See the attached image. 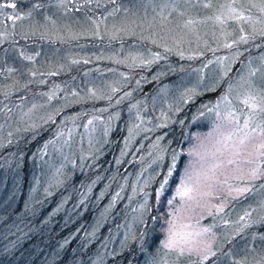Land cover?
I'll use <instances>...</instances> for the list:
<instances>
[{
  "label": "rangeland",
  "instance_id": "obj_1",
  "mask_svg": "<svg viewBox=\"0 0 264 264\" xmlns=\"http://www.w3.org/2000/svg\"><path fill=\"white\" fill-rule=\"evenodd\" d=\"M260 2L33 0L24 5L25 0H16L21 14L31 11L32 17L17 21L14 27L0 24V33L8 35V39L0 43V223L7 218L3 212L17 207L21 191L23 164L16 161L19 155L14 150L3 154L15 141L20 144L18 140L28 134L26 144L28 150H33L30 155L33 160L26 170V197L20 207L32 209L43 201L50 202L56 190L66 187L72 177L79 175L84 177L80 197L83 201L93 193L102 175L107 178L111 174L100 168L98 160L112 133L123 121L122 133L114 137L121 138L116 164L126 162L125 175L117 172L97 190V209L84 230V237L94 241L103 225H111L90 264H100L106 257L136 244L139 251H144L142 241L149 239L146 229L149 234L154 232L159 240L155 246L153 241H148L149 251L141 264H189L187 257L178 260L174 253L162 247L167 228L164 221L171 218L169 214L176 209L186 218L183 222L195 224L199 220L201 227H212L216 255L205 264H233L234 260L242 264H264V239L260 238L264 236V224L258 222L236 235L239 225L235 223L246 210L256 209L253 218L257 220L264 215L261 207L264 205V178L250 181L251 192L244 197L238 200L229 197L226 214L215 219L195 202L181 200L176 195L188 162L195 159L187 153L201 141L200 151L207 154L205 169L213 163L221 164L214 178L215 194L223 197L228 184L244 183L237 178L242 176L239 169L248 171L249 166L244 161L253 148L246 143L236 149L237 135L226 139L235 128L227 114L235 111L242 123L240 99L247 93L249 82L262 83L264 37L256 35L247 44L225 47V43L238 39L241 27L245 29L244 34L251 35L253 25L242 21L237 24L233 20L221 25L215 22V17L221 12L227 13L226 6L232 4L254 21L264 20L259 8L251 7ZM204 3L211 6L205 8ZM35 4L40 7L34 9ZM173 7L177 11H173ZM4 11L12 12L11 9ZM179 11H184L185 15H178ZM189 18L201 22L184 28ZM254 27L259 30L264 28V23L257 22ZM122 28L128 31H121ZM93 40L101 41L100 45ZM21 51L31 55L39 53L35 64L22 60ZM156 55L160 59H154ZM172 58L179 63H172ZM73 60L79 63H71ZM148 60L152 63L148 64ZM198 61V65L188 66ZM10 68L16 71L9 73ZM75 69L79 73L66 77ZM256 69L260 71L251 76L250 72ZM29 71L38 74L33 78L27 74ZM50 71L57 75H39V72ZM41 80L46 82L40 83ZM217 89L219 94L213 97V103L192 107L191 114H183L198 96ZM224 96L230 104L223 101ZM217 124L222 125L219 134L213 131ZM172 125L175 141L162 132ZM44 131L43 145L38 148L31 144H36ZM209 133H212L211 138L205 139ZM217 140L221 143H216ZM173 144L176 148L170 152ZM236 150L239 155L235 154ZM173 154L178 155L179 160L172 176H168ZM229 159L236 163L228 164ZM107 169H110L108 165ZM164 179L168 183L161 195L160 185ZM65 193L48 217L73 199L72 192L66 190ZM78 199L73 202L75 209ZM169 200L173 201L171 205L167 203ZM122 210L127 215L117 224ZM151 211L156 224L150 221L147 227ZM15 219L20 220L21 213ZM222 219L230 221V225L225 227ZM136 248H132L133 251Z\"/></svg>",
  "mask_w": 264,
  "mask_h": 264
},
{
  "label": "snow or ice",
  "instance_id": "obj_2",
  "mask_svg": "<svg viewBox=\"0 0 264 264\" xmlns=\"http://www.w3.org/2000/svg\"><path fill=\"white\" fill-rule=\"evenodd\" d=\"M61 2L63 3L65 0H61ZM68 2H70V0H68ZM112 2L115 3V0H112ZM189 2H191V0H189ZM197 2H199V0H197ZM210 6V3L203 4V7L205 8ZM39 7V4L33 5L34 9H38ZM226 7L228 9L227 13L221 12L217 15L215 17L216 23L223 25L228 20H233L237 24L242 21L245 24L253 25V27L251 35L244 34L245 29L241 27L239 29L240 35L238 39H234L232 43H225V47L230 48L236 43L247 44L249 39H255L256 35L264 37V28L257 30L254 27L255 23H264V20L254 21L252 16H246L244 12L237 11L232 4H229ZM251 7H258L260 13L264 16V0H261L259 5L253 4ZM4 9H11L12 12H5ZM77 11H79V9H77ZM173 11H177L176 7H173ZM178 15L184 16L185 12L179 11ZM0 16L3 17V19L0 20V24L5 26L11 24L14 27L17 21L32 17V12L29 11L22 15L18 9L16 0H0ZM200 22L201 21L189 18L184 22L183 27L189 28L190 26ZM93 23H95V21H93ZM120 30L125 32L128 31L127 28H122ZM229 35H231V33H229ZM112 38L114 39L115 35H113ZM7 39L8 35L6 33H0V43ZM38 55L39 53L31 55L25 53L24 51L20 52V58L29 64H35L36 57ZM154 59H160L159 55H156ZM71 63L77 64L79 61L73 60ZM147 63L151 64L152 60H148ZM13 71H16V69H8L9 73ZM257 71H260V69L251 71L250 75L256 76ZM27 74L34 78L38 73L37 71H29ZM45 74L55 76L57 75V72H39V75L41 76H44ZM261 79L262 83L259 85L254 82H249L247 93L242 99H240V104L243 105V108L240 109V113L244 116L243 122L241 123V118L235 111H229L227 114V118L235 125V128L233 129V132L226 137V139L231 140L233 135H237L238 140L234 146L236 149H238L239 146L246 145V143L251 144L253 148V150L248 153V159L244 161V164L249 166L248 171L245 173L242 168L239 169L242 176L237 178L244 180L243 185L228 184V190L225 196L222 197L215 194L214 189L216 181L214 178L216 176V170L221 167V164L213 163L210 168L205 169L204 164L207 159V154L200 151L203 141H201L200 145H194L187 153L189 157H194L195 159L188 162V167L185 168L184 176L181 178L180 185L176 189V195L181 200L195 202L197 207H202L207 215L212 216L214 219L216 216L223 217L226 214L225 209L229 203V197L233 200H238L241 197H244L246 194L251 192L250 181L264 178V75H262ZM45 82L46 81L43 80L40 81V83ZM29 83H31V81H29ZM24 87H27V84H25ZM92 94L95 95V93ZM51 98L52 97L49 96V99ZM222 99L229 104L231 103L227 96L222 97ZM245 109H247L246 112ZM217 115L219 116V113H217ZM221 127L222 125L217 124L213 131L219 134ZM211 136L212 133H209L208 137H205V139H210ZM216 143L219 144L221 141L217 140ZM235 154L239 155V151L236 150ZM212 155L215 156V153ZM178 160L179 156L173 154L172 163L168 170V176H172L173 171L177 168ZM227 163L234 164L236 161L229 159ZM167 183L168 180L164 179L160 185L159 194H163L164 185ZM224 183L226 184L227 181H224ZM212 201H217L218 203H212ZM167 203L171 205L173 201L169 200ZM261 207L264 208V205H261ZM255 211L256 209L246 210L243 215L238 218L235 222L239 225L236 229V235H239L245 229L252 228L258 222L264 224V215H260L259 220L253 218V212ZM169 216L171 218L164 221V224L167 225L166 238L162 243V247L164 249L170 253H174L178 260L187 257L189 264H205L210 257L216 255V251L213 249V244L215 243V233L212 231V227H201L199 220H197L195 224L183 222L186 218L180 215L179 209L174 210V212L170 213ZM222 223L225 227L230 225V221L227 219H222ZM260 238L264 239V236H261ZM228 242L230 243L231 241L229 240ZM142 243H146V241H142ZM233 264H242V262L234 260Z\"/></svg>",
  "mask_w": 264,
  "mask_h": 264
},
{
  "label": "trees",
  "instance_id": "obj_3",
  "mask_svg": "<svg viewBox=\"0 0 264 264\" xmlns=\"http://www.w3.org/2000/svg\"><path fill=\"white\" fill-rule=\"evenodd\" d=\"M25 1L26 3H24V5H28L33 0ZM93 42L97 45H100L101 43V41L95 40H93ZM172 63H179L178 59L172 58ZM199 63L200 61L194 62L188 66H195ZM77 73L79 72L75 69L66 77L69 78L71 75ZM173 74H176V72L174 71ZM168 80H170V78H168ZM152 91L153 90H151L149 94H151ZM217 94H219L218 89L214 92H208L198 96L196 100L188 106L187 113L183 114H191L193 111L192 107H198L204 103H213L215 99L213 97ZM181 114L179 117H181ZM123 123V121H120L118 129L112 133L110 142L106 144L102 151L103 155L98 160V164L101 166L100 168H103L102 170H105L106 174L108 171H111V174L107 175V178H104L105 175H102V178L94 188L93 193L90 194L89 198L87 197L83 201H80V197L84 190V177L79 175L75 178L72 177V179L66 183V187H60L56 190L54 192L56 194L51 196L49 200L50 202L46 203L43 201L38 203L32 209L20 207L26 197L24 194L26 193L28 186L26 170H29L28 164L33 160L30 159L33 150H28L26 144V142L29 141V139L26 138L28 137V134L24 138L18 140L20 144H17L15 141L11 149L5 150L3 153L4 155H6V151L13 152V150L19 155L17 156L16 161L23 164L21 168L23 180L21 181V191L16 200L17 207L15 210L3 212V214H6L7 218L4 222L2 221L0 223V264H90L92 257L100 251L107 230L111 225V223L103 225V227L97 232V238L94 241L84 237V230L87 228V225L90 224L94 212L97 209V203L95 202V198L99 192L97 190L101 189L106 183V180H111L113 175L117 174V172H119L120 175H125L123 170L126 166V162H123V164H116V157L121 148V138L114 137L118 132L119 134L122 133ZM173 125L164 129L162 132L168 135L169 140L173 139L175 141L176 132L175 126ZM45 133L46 132L44 131V134L41 135L39 140L37 139L38 142L36 144H31L40 148V146L43 145V136ZM176 141L178 142V140ZM18 147L21 148L18 150ZM174 148H176V146L173 144L169 149L170 152H173L172 149ZM107 165L110 169H107ZM132 168L134 169V167ZM133 169H130V171ZM120 179L123 180L122 178ZM109 180L108 182H110ZM155 187L156 183L153 185V188ZM66 190L74 194L73 199L58 212L54 213L51 217H48L49 212L55 208L56 202L59 201L62 196L66 195ZM76 198L79 199L75 209L73 202ZM122 205V203L119 204L120 207H122ZM127 207L130 208V206ZM116 210L119 212L118 209ZM20 213L21 219H15V216H18ZM153 214L154 212L152 213L151 211L150 218H147V227L149 226L150 221H153L156 224V219H153ZM118 215L121 217L118 219L117 224H119L127 214L125 210H122ZM23 216L26 217V219L22 218ZM45 216H47V218ZM146 232L149 239H147V241L145 240L146 243H144L143 246L144 251H139L136 244L114 254L112 257H106L100 262V264H141L143 256L149 251V246L147 245L148 241H153L155 246L158 244L159 240V237L155 235L154 232L149 234V229H146ZM134 247L137 248L133 251L132 248Z\"/></svg>",
  "mask_w": 264,
  "mask_h": 264
}]
</instances>
